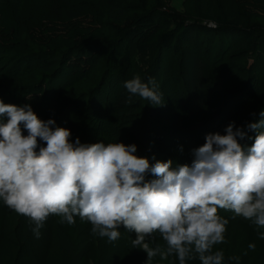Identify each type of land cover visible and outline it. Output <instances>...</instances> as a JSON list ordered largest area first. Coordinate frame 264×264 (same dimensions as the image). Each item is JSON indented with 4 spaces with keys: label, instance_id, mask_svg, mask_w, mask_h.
I'll return each mask as SVG.
<instances>
[{
    "label": "clouds",
    "instance_id": "clouds-1",
    "mask_svg": "<svg viewBox=\"0 0 264 264\" xmlns=\"http://www.w3.org/2000/svg\"><path fill=\"white\" fill-rule=\"evenodd\" d=\"M123 88L125 103L133 97L164 103L151 77L133 75ZM258 115L243 129L229 122L223 135L206 134L191 150L190 165L173 167L172 160L150 165L134 155V144L70 141L68 129L38 119L29 105L0 101V202L27 218L37 239L50 214L68 225L78 217L108 242L120 237V227L134 234L131 248L146 253L144 264L157 255H174L177 264H224L223 250H213L224 243L228 223L218 209L264 229V110ZM245 138L250 146L239 142ZM146 174L154 178L146 180ZM153 233L164 250L149 246ZM257 237L264 240V231Z\"/></svg>",
    "mask_w": 264,
    "mask_h": 264
},
{
    "label": "trees",
    "instance_id": "trees-1",
    "mask_svg": "<svg viewBox=\"0 0 264 264\" xmlns=\"http://www.w3.org/2000/svg\"><path fill=\"white\" fill-rule=\"evenodd\" d=\"M150 2L151 0H75L74 6L79 9L87 8L92 16L91 25L78 32L47 33L42 27L16 22L14 19H8L6 14H0V101L17 106L29 105L38 119L51 118L57 127L68 129L70 141L79 138L81 143L134 144V155L147 158L150 165L157 160H172L173 167L190 165L191 150L204 143V139L197 141L198 137L209 134L211 128H225L222 124L226 123L223 115L217 116L224 111V107H219L216 111L217 117L213 124L205 125L202 122L198 125L203 118L206 122L212 120V113L207 109L208 90L217 88V85L223 82L220 86H224L227 98L230 92L243 93L244 88L234 75L245 76L249 73L247 59L251 53L258 61H264V0H197V17L214 23L222 30L211 31L206 43L208 49L214 42L213 38L220 33L216 43L218 42L223 51L218 60L213 58L212 63L217 64V67L211 74H208V64L201 55L203 50L205 52L202 48L204 42H200L191 26L181 22L172 28L169 23L156 19L148 10ZM17 9L18 3H15V10ZM53 12L55 18L62 17L61 11L54 9ZM255 20L262 22V29L254 26ZM260 29L263 32L261 36L257 35ZM146 31L148 32L144 34ZM230 34V42L221 46L225 36L230 38ZM143 36H146L143 42L157 41L161 46L168 48L172 55L180 54L178 63L182 75H177L174 80L178 91L175 107L180 115V123L177 124L183 125V128L167 126V121L161 118L163 113H158L157 109L149 112L142 110L138 121L131 124L129 138L122 139L119 134L124 132V129L114 125L112 120L109 123L107 117L103 116L104 121L94 117L108 107L121 109L125 106L127 92L123 88V82L135 75L131 72L132 59ZM73 54L76 57L73 56L72 59ZM70 58L73 60V66L65 67ZM86 61L90 67L79 69V64L82 65ZM104 66L105 69L99 77V82L103 83L101 88L94 92V86H89L87 95L82 98L87 113L84 116L83 107L79 110L78 104L71 106L70 100L67 99L71 95L70 92L78 88L83 76L88 74L93 77ZM158 68L157 57L151 71L155 72ZM26 76H30V82L26 83ZM160 76L157 77L158 86L172 84L169 73L165 71ZM149 77L153 78L152 74L144 76L143 80L146 81ZM155 77L154 75V79ZM47 82L48 85L45 84ZM105 83H108L110 91L103 94ZM43 84V95L30 97L29 93L36 88L41 90ZM220 86L218 87L221 88ZM111 93L112 101H108V94ZM232 96L227 99L226 106ZM127 112H124L120 121L131 118ZM149 114L153 116L149 117ZM77 115L78 118L75 119ZM160 121L167 125L162 126ZM192 133H195L194 139ZM22 134H26L23 129ZM159 138H163L162 143ZM125 139L126 143L123 142ZM167 139L174 141L176 145L165 148L164 140ZM37 142L39 146H44L39 139ZM153 178L150 174L145 175L146 180ZM217 214L223 217L233 215L223 209H218ZM52 216L50 214L47 217V222ZM74 220L80 221L78 217ZM84 223L89 224L87 221ZM120 231L129 233L123 227ZM153 236L159 234L153 233ZM262 244L264 246V240ZM219 249L222 247L218 246L215 250ZM261 251L252 262L245 255L233 259L224 255V264H264V248ZM17 264H26L24 257H18ZM186 264H199V261L194 259Z\"/></svg>",
    "mask_w": 264,
    "mask_h": 264
},
{
    "label": "rangeland",
    "instance_id": "rangeland-1",
    "mask_svg": "<svg viewBox=\"0 0 264 264\" xmlns=\"http://www.w3.org/2000/svg\"><path fill=\"white\" fill-rule=\"evenodd\" d=\"M15 3H18L17 11L15 10ZM74 3L75 0H0V14H6L8 19H14L16 22L20 21L23 24L42 27L47 33L78 32L82 28L91 25L92 16L90 10L87 8L79 9L77 6H74ZM54 9L63 13L60 19L54 17ZM197 9V0H151L148 8L149 12L156 19L169 23L172 28H175L181 22L191 26L194 33L198 36V39L201 40L200 42H204L202 48L205 49V52L203 50L201 55L208 64V74H211L217 67V64L212 63L213 58L218 60V56L223 51V48L217 44L218 42L216 43L220 33L213 38L212 41L214 42L209 45L208 49H206V43L211 35V31L219 30L220 32L222 30L214 23L198 18ZM261 23L260 20L253 22L254 26L257 27H261ZM261 29L257 35H262L263 32ZM231 35H229L230 38H226L228 36H225L224 42H221V46H225L230 42ZM145 38L146 36H143L138 51L132 59L131 72L140 76L142 80L144 76L146 77L152 74L153 80L158 83L159 79L157 77L160 78V75L166 71L170 75L172 84L167 86L163 85L162 87L159 86V91L164 98V103L161 106H153L147 100L133 97L132 102L126 103L121 109L112 106L95 115L94 119L104 121V117H107L109 123L112 120L114 125L119 126L120 129H124V132H120L116 128L120 132L119 136L122 139L129 138L128 133L131 124L138 121L141 117L142 110L149 112L150 110L155 111L157 109L158 113H163L161 118H164L168 124H163L162 122L164 121H160L162 126L167 125L172 128H183V125L177 124V122L180 123V115L175 107L178 91L174 80L177 75H182L178 63L180 54L172 55L168 48L161 46L157 41L151 40L143 42ZM209 48L211 49L209 50ZM73 56L76 57L73 54L72 59ZM157 57L159 59V68L157 71L152 72L151 67L154 65ZM72 59L70 58V61L68 60L69 64L65 67L68 65L73 66ZM3 67L5 68L6 66L4 65ZM78 67L84 70L86 67H90V64L86 61L82 65L79 64ZM247 68L249 73L245 76L239 74L234 75L240 81L241 87L244 90L243 93L239 94L230 92L229 96H233L228 100L227 106L229 96L227 98L224 86H220L224 84L223 82L222 84L219 83L217 88L208 90L206 95L207 109L210 111L209 113H212V120L206 122L203 118L198 125L202 122L205 125L208 123L213 124L217 116L223 115L226 123L222 122V124L227 126L229 122H233V128L235 130L236 127L243 129L245 124L259 119V111L264 110V61H258L255 55L251 53L247 59ZM104 69L105 66L97 75H93V77H89L88 74L83 76L82 80L78 83V88L74 92H70L71 95L67 99L70 100L69 104L71 106L78 104L80 110L85 104L82 98L87 95L86 90H88V87L91 85L94 86V92L101 88L103 83L101 81L99 82V77ZM0 71L2 72L1 66ZM62 75H64V72ZM154 75L156 76L155 79ZM61 78L62 76L54 82L56 83ZM30 81V76H26V83ZM90 81H92V84H90ZM45 84L48 85V82ZM45 84L42 85L41 90L36 88L33 92L31 91L29 93L30 97L43 95ZM107 85L108 83H105L106 88L103 89V94L110 91L109 85ZM108 98V101H112V93L108 94ZM110 104L111 102L108 105ZM219 107H224V111L220 115L215 116ZM82 109V114L85 116L87 114L85 107ZM125 111L131 118H125V120L120 121ZM152 116L153 114H149V117ZM77 118L78 115L75 119ZM114 118L115 121H113ZM219 122L221 123V121ZM223 129L224 127L217 129L211 128L208 133H219L223 135ZM194 135L195 133H192L193 139ZM204 136L205 134L200 138L198 137L197 141L204 139ZM248 136H254V133L249 132ZM127 139L123 140V142L126 143ZM159 139L160 143H162L163 138ZM164 142L166 143L164 144L166 146H164L165 148L176 145L174 141L168 139L164 140ZM239 142L243 146H250L252 143L248 138ZM88 144H91V142ZM224 217L226 216L224 215ZM225 219L228 220L225 226V241L220 245H215L213 250L221 246L224 255L228 256L229 259L245 255L252 262L262 252L261 249L264 248L262 240L257 237V231H261L262 229H256L248 220L239 216L232 218L230 215ZM46 222L47 219L43 227L39 230L40 237L37 239L31 231L28 219L8 209L0 202V264H17L18 257L20 256L24 257L26 264H144L146 260V253L140 249L131 248V239L135 238L134 234L120 231L121 227L118 229L120 237L113 242H108L106 238H100L91 233L90 224H85L78 220H75L74 224L68 225L67 223H61L59 218L53 215ZM146 240H148L150 247L158 246L161 250H164L166 247L160 235H152L151 238H146ZM249 243L254 244V249L250 250L248 248ZM175 261L174 255L168 256L165 260H160L159 255H157L153 259V264H176Z\"/></svg>",
    "mask_w": 264,
    "mask_h": 264
}]
</instances>
